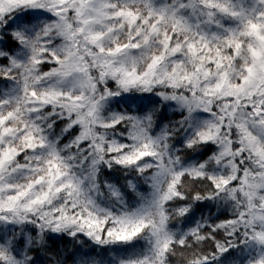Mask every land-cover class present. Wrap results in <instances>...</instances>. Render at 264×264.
Wrapping results in <instances>:
<instances>
[{
    "label": "snow or ice",
    "instance_id": "obj_1",
    "mask_svg": "<svg viewBox=\"0 0 264 264\" xmlns=\"http://www.w3.org/2000/svg\"><path fill=\"white\" fill-rule=\"evenodd\" d=\"M0 264H264V0H0Z\"/></svg>",
    "mask_w": 264,
    "mask_h": 264
}]
</instances>
